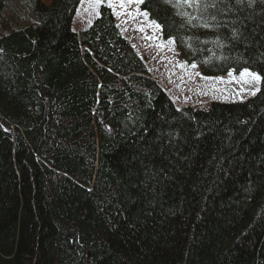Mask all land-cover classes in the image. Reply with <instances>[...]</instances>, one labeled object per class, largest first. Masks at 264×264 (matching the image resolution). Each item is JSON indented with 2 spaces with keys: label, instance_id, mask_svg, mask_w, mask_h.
Instances as JSON below:
<instances>
[{
  "label": "trees",
  "instance_id": "1",
  "mask_svg": "<svg viewBox=\"0 0 264 264\" xmlns=\"http://www.w3.org/2000/svg\"><path fill=\"white\" fill-rule=\"evenodd\" d=\"M10 1L0 264H264V0H141L202 74L260 77L206 110L173 105L107 6L76 34L80 0H21L14 28Z\"/></svg>",
  "mask_w": 264,
  "mask_h": 264
},
{
  "label": "rangeland",
  "instance_id": "2",
  "mask_svg": "<svg viewBox=\"0 0 264 264\" xmlns=\"http://www.w3.org/2000/svg\"><path fill=\"white\" fill-rule=\"evenodd\" d=\"M39 1L49 6L52 0ZM140 1L81 0L72 19V30L81 32L96 17L99 6H108L117 28L146 66L150 78L176 108L206 110L213 102H243L257 92L259 79H253L256 76L253 73L248 75V70L210 77L202 74L195 64H187L173 41L163 38L160 28L140 9ZM2 13L10 15L17 26L34 21L21 0L8 2Z\"/></svg>",
  "mask_w": 264,
  "mask_h": 264
},
{
  "label": "snow or ice",
  "instance_id": "3",
  "mask_svg": "<svg viewBox=\"0 0 264 264\" xmlns=\"http://www.w3.org/2000/svg\"><path fill=\"white\" fill-rule=\"evenodd\" d=\"M185 2H187V0H185ZM238 2H239V0H238ZM189 6H191V4ZM174 7L180 8L181 5L179 3H177L176 5H174ZM204 7L205 8H207V7H215V4H205ZM185 15H187V14H185ZM191 19H193V17H189V20H191ZM157 27H159V26L157 25ZM193 67H195V65H193ZM230 75H231V73H230ZM248 75L251 76L252 74L248 73ZM253 79H257L258 80V79H260V77L259 76H253Z\"/></svg>",
  "mask_w": 264,
  "mask_h": 264
},
{
  "label": "bare ground",
  "instance_id": "4",
  "mask_svg": "<svg viewBox=\"0 0 264 264\" xmlns=\"http://www.w3.org/2000/svg\"><path fill=\"white\" fill-rule=\"evenodd\" d=\"M14 22V21H13ZM12 26H11V28H14V26L16 25V23L13 25V24H11ZM72 28V27H71ZM73 31V30H72ZM74 33H76V32H74ZM76 34H79V33H76Z\"/></svg>",
  "mask_w": 264,
  "mask_h": 264
}]
</instances>
